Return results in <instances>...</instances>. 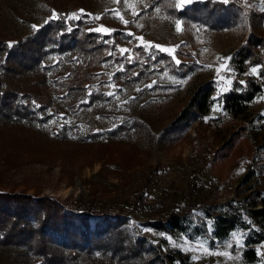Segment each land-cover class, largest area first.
Listing matches in <instances>:
<instances>
[{
  "label": "rangeland",
  "instance_id": "374dc122",
  "mask_svg": "<svg viewBox=\"0 0 264 264\" xmlns=\"http://www.w3.org/2000/svg\"><path fill=\"white\" fill-rule=\"evenodd\" d=\"M191 1L168 2L180 9ZM238 3L242 8L238 24L211 31L171 20L159 0H0L1 42L26 37L50 19L77 21L82 29L99 34H105L95 30L101 27L110 33L121 31L128 38L116 46L111 60L103 62L84 82L86 92L98 94L99 101L84 107L86 100H81L68 108V103L53 95L46 122L0 125V191L50 196L63 204L81 198L108 212L119 211L127 218L129 234L144 238L161 259L179 251V256L188 258L187 264H262L264 238L251 246L259 261H245V230L239 227L222 243H210L209 233L208 242L190 241L182 234H162L150 225L174 211L187 219L190 228H206L201 214L206 206L238 200L251 191L264 193V83L249 107L252 124L224 161L218 154L229 147L227 142L241 132L243 123L224 115L217 103L179 141L156 142L159 131L186 103L190 84L212 80L218 93L226 91L232 77L227 67L231 54L251 31L264 39V19L255 29L247 18L250 12H261L264 18V0ZM122 49L127 51L122 53ZM156 51L175 62L198 66L183 78L174 77L165 61L147 59ZM57 63L56 70L71 68L63 71V76L75 72L72 65L64 66L61 58ZM126 64H132L131 68ZM73 66L85 67L79 60ZM252 70L248 74L256 76ZM133 121L148 128L140 142L134 141L133 135L105 140L103 133ZM91 134L100 137L92 139L88 137ZM135 192L147 195L149 202L137 204L139 194L133 199ZM7 255L0 250V264Z\"/></svg>",
  "mask_w": 264,
  "mask_h": 264
},
{
  "label": "trees",
  "instance_id": "16d2710c",
  "mask_svg": "<svg viewBox=\"0 0 264 264\" xmlns=\"http://www.w3.org/2000/svg\"><path fill=\"white\" fill-rule=\"evenodd\" d=\"M168 1L159 0L165 14L184 25L222 31L234 28L242 18L238 0H192L180 9L171 7ZM247 18L255 29L264 19L261 12H250ZM126 39L121 31L99 34L82 29L77 21L50 19L26 37L7 43L0 41V125L32 126L46 122L53 95L68 103V108L81 100H86L82 104L84 107L99 101L98 94L86 92L84 82L97 73L103 62L111 60L116 46ZM146 57L152 63L165 61L168 73L177 78L185 77L198 66L194 62L177 63L159 51L151 58ZM60 58L64 66L72 65L73 75L63 76V71L70 67L56 70ZM77 60L84 63L82 70L73 66ZM131 65L126 64V68L130 69ZM227 67L232 74L229 88L218 93L212 80L190 84L186 103L159 131L156 142L173 144L179 141L190 126L203 120L217 103L224 115L243 123L239 126L241 132L227 142L232 145L218 154L222 161L228 157L233 144L244 136L253 122L249 107L264 83V39L249 32L242 46L231 54ZM252 68L257 69L256 76L248 74ZM141 74L140 71L133 79L138 80ZM103 134L107 141L133 135L134 141L140 142L141 135H148V128L133 121ZM88 137L94 139L100 134ZM124 166H130L126 159ZM144 196L147 195L140 193L135 202L140 204ZM119 213L108 212L92 200L77 198L63 204L50 196L0 191V250L8 254L1 264H103L104 260L108 261L106 264H187L188 258L179 256V251L175 256L161 259L144 238H133L129 234L127 218ZM201 214L206 228L199 225L190 228L187 219L174 211H168L161 221L150 225L162 234H182L190 241L208 242L210 238V243H222L239 227L245 230L243 259L259 261L251 246L260 244L264 238L263 192L251 191L244 198L206 206Z\"/></svg>",
  "mask_w": 264,
  "mask_h": 264
},
{
  "label": "snow or ice",
  "instance_id": "6c2138e0",
  "mask_svg": "<svg viewBox=\"0 0 264 264\" xmlns=\"http://www.w3.org/2000/svg\"><path fill=\"white\" fill-rule=\"evenodd\" d=\"M225 2H228V0H225ZM82 11V10H81ZM55 18V17H54ZM97 19H98V17H97ZM178 27H179V25H178ZM96 31H102V32H105V34H110V30H106V29H104L103 27H101V28H99V29H95ZM127 35H132L131 33H127ZM142 39V38H141ZM11 46V45H10ZM155 47H159V46H155ZM162 50H165V49H162ZM125 51H127L126 49H122L121 50V52L123 53V52H125ZM165 51H167V50H165ZM130 59V58H129ZM177 63H179L178 61H177ZM254 73L257 71V69L256 68H253V70H252ZM110 95H111V93H109Z\"/></svg>",
  "mask_w": 264,
  "mask_h": 264
},
{
  "label": "built area",
  "instance_id": "2783aa9c",
  "mask_svg": "<svg viewBox=\"0 0 264 264\" xmlns=\"http://www.w3.org/2000/svg\"><path fill=\"white\" fill-rule=\"evenodd\" d=\"M138 197V193H133V199H134V197ZM141 202L142 203H144V204H147L148 202H149V197L148 196H144L143 198H142V200H141Z\"/></svg>",
  "mask_w": 264,
  "mask_h": 264
}]
</instances>
